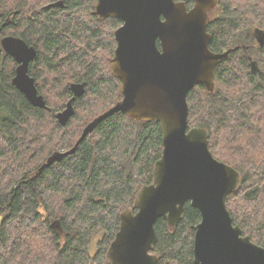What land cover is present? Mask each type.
<instances>
[{
    "label": "trees",
    "instance_id": "1",
    "mask_svg": "<svg viewBox=\"0 0 264 264\" xmlns=\"http://www.w3.org/2000/svg\"><path fill=\"white\" fill-rule=\"evenodd\" d=\"M55 1L0 0V37L16 35L36 49L28 74L45 101L44 108L33 106L12 84L16 62L0 46V264H109L119 215L136 210V193L153 182L162 153L158 122L116 112L73 153L35 174L121 99V82L109 63L120 20L95 16L96 0L52 6ZM5 17L9 25L2 27ZM207 32L212 51L231 52L216 67L213 91L201 85L188 91V127L206 129L212 155L239 171L240 185L227 195L226 207L242 235L264 246V0H218ZM73 84L84 91L62 126L56 113L74 96ZM200 218L186 202L175 229L156 220L157 264H193Z\"/></svg>",
    "mask_w": 264,
    "mask_h": 264
},
{
    "label": "water",
    "instance_id": "2",
    "mask_svg": "<svg viewBox=\"0 0 264 264\" xmlns=\"http://www.w3.org/2000/svg\"><path fill=\"white\" fill-rule=\"evenodd\" d=\"M190 1L191 6L184 0H96L94 15L122 21L110 59L111 72L121 81V99L87 123L72 148L54 152L35 173L73 153L113 113L160 124L163 148L154 163L153 182L137 191L135 211L120 213L119 229L106 253L109 264H157L154 224L162 217L175 229L186 202L201 215L194 226L193 264H264V246L242 235L226 207L227 195L240 185L239 171L212 155L206 129L188 127V91L196 85L213 91L216 67L231 52L209 48L207 26L218 0ZM51 5L62 6V0ZM0 46L16 62L12 84L33 106L44 108L28 74L36 49L17 36H3ZM251 67L254 71V62ZM71 89L74 96L56 113L62 126L73 114L72 101L84 91L82 84Z\"/></svg>",
    "mask_w": 264,
    "mask_h": 264
},
{
    "label": "rangeland",
    "instance_id": "3",
    "mask_svg": "<svg viewBox=\"0 0 264 264\" xmlns=\"http://www.w3.org/2000/svg\"><path fill=\"white\" fill-rule=\"evenodd\" d=\"M130 209H133V208H130ZM101 237H102L101 233H98L92 238V240H91V242L89 244V252L91 254H94L95 251L97 250V243L101 239Z\"/></svg>",
    "mask_w": 264,
    "mask_h": 264
},
{
    "label": "flooded vegetation",
    "instance_id": "4",
    "mask_svg": "<svg viewBox=\"0 0 264 264\" xmlns=\"http://www.w3.org/2000/svg\"><path fill=\"white\" fill-rule=\"evenodd\" d=\"M95 16H96V15H95ZM114 18H115V17H114ZM118 19H119V18H118ZM8 20H9V17H5V21L2 23V27H7V26L9 25V21H8ZM119 20H120V19H119ZM120 22H121V23H120V25H121V24H122V21L120 20ZM120 25H119V26H120ZM119 26H118V27H119ZM118 27H117V28H118ZM117 28H116V29H117ZM116 29H115V30H116ZM115 30H114V38H115ZM3 36H16V35H12V34H8V33H2L0 39H1ZM17 37H19V36H17ZM20 38H21V37H20ZM115 41H116V39H115ZM157 42H158V41H157ZM157 44H158V43H157ZM116 46H117V42H116ZM115 49H116V47H115ZM114 51H115V50H114ZM113 55H114V53H113ZM113 55H112V57H113ZM112 57H111V58H112ZM111 58H110V59H111ZM110 59H109V63H110ZM110 70H111V68H110ZM111 73H112V72H111ZM112 75H113V74H112ZM117 79H118V78H117ZM120 82H121V81H120Z\"/></svg>",
    "mask_w": 264,
    "mask_h": 264
}]
</instances>
